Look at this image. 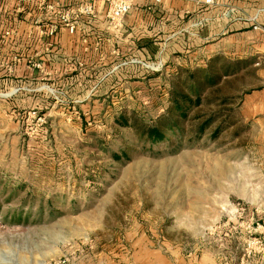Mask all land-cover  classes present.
<instances>
[{"label":"rangeland","instance_id":"374dc122","mask_svg":"<svg viewBox=\"0 0 264 264\" xmlns=\"http://www.w3.org/2000/svg\"><path fill=\"white\" fill-rule=\"evenodd\" d=\"M18 30L0 27V264H264V123L240 107L264 83L261 54L218 94L238 97L237 126L174 151L118 123L122 112L152 123L172 76L73 106L66 78L42 70L52 38L42 50L3 38Z\"/></svg>","mask_w":264,"mask_h":264},{"label":"crops","instance_id":"0c3cea01","mask_svg":"<svg viewBox=\"0 0 264 264\" xmlns=\"http://www.w3.org/2000/svg\"><path fill=\"white\" fill-rule=\"evenodd\" d=\"M88 4L93 12L85 10ZM0 27H20L3 38H21L40 50L52 38V55L39 57L42 70L66 78L76 92L73 106L97 100L94 90L156 85L165 73L206 67L214 56L249 59L253 70L259 66L255 55L264 58V0H134L118 23L111 21L105 0H0ZM51 27L52 37L45 33ZM142 60H163L164 68L149 71ZM256 73L264 81V63ZM240 107L245 121L264 123V83L245 92Z\"/></svg>","mask_w":264,"mask_h":264},{"label":"trees","instance_id":"16d2710c","mask_svg":"<svg viewBox=\"0 0 264 264\" xmlns=\"http://www.w3.org/2000/svg\"><path fill=\"white\" fill-rule=\"evenodd\" d=\"M250 65L249 59L229 60L214 56L206 67L180 68L170 79L164 112L158 114L152 123L135 115L128 117L123 112L118 117V123L130 126L139 141L152 144L167 142L168 149L174 151L187 145L199 144L212 127L214 129L210 133V139L216 141L222 133L235 128L240 121L235 117L238 97L218 94L228 81L235 80ZM235 133L238 135L239 130ZM122 154L128 152L124 151ZM114 155L120 157L117 153ZM13 191L17 192L18 189ZM26 203V198L20 202L17 213L13 212L9 216L11 221L16 224L25 221L23 214Z\"/></svg>","mask_w":264,"mask_h":264},{"label":"built area","instance_id":"2783aa9c","mask_svg":"<svg viewBox=\"0 0 264 264\" xmlns=\"http://www.w3.org/2000/svg\"><path fill=\"white\" fill-rule=\"evenodd\" d=\"M108 5V15L114 23H118L121 19L130 11L132 8L134 0H105ZM87 12H93V6L88 4L85 7ZM70 31H74L75 25L68 24ZM50 34H54L55 27H51L49 30ZM145 65V63H144Z\"/></svg>","mask_w":264,"mask_h":264}]
</instances>
